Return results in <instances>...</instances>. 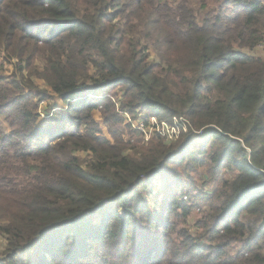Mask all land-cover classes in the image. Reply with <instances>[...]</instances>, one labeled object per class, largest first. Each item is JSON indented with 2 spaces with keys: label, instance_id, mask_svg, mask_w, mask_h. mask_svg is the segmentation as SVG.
<instances>
[{
  "label": "trees",
  "instance_id": "obj_1",
  "mask_svg": "<svg viewBox=\"0 0 264 264\" xmlns=\"http://www.w3.org/2000/svg\"><path fill=\"white\" fill-rule=\"evenodd\" d=\"M218 3L0 0V264H264V0Z\"/></svg>",
  "mask_w": 264,
  "mask_h": 264
},
{
  "label": "rangeland",
  "instance_id": "obj_2",
  "mask_svg": "<svg viewBox=\"0 0 264 264\" xmlns=\"http://www.w3.org/2000/svg\"><path fill=\"white\" fill-rule=\"evenodd\" d=\"M221 3H218V0H210V5H209V7L211 8V9H216V8H218V6L220 5ZM248 54H250V55H255V56H258V57H262V58H264V44H261V45H259L254 51H249L248 52ZM155 59V56L154 55H152V57H151V61L152 60H154ZM39 84L42 86V83L41 82H39ZM60 104V103H59ZM39 106H40V108H39V115H40V117H39V119H38V123L39 124H46V122H49L50 121V119H51V117H52V114L56 111L55 109H48L47 108V101H41L40 103H39ZM41 106L43 107V108H47V110H43V109H41ZM55 106V105H54ZM53 106V107H54ZM49 110V111H48ZM132 119L130 118V117H128V121H131ZM153 124H154V121L151 119L150 121H149V125L148 126H146L145 124H143V122H140V121H137L136 122V126H138V127H142V128H144V129H142L144 132H149V130H150V128L153 126ZM51 126H53V125H51ZM137 127V128H138ZM82 157L83 158H86L87 156L85 155V154H83L82 155ZM180 172H183V168L181 167L180 169H178ZM185 174V173H184ZM189 176V178L191 179V182L194 184V185H197L199 188H202V189H204V191H210L211 190V183H210V181H208V180H205L204 179V172L203 171H201V170H199L198 172H196V173H192V172H190L189 173V175H187L186 174V176L185 177H188ZM172 177H171V180L170 181H168L167 183L168 184H170V187L166 190V192L167 193H170V192H173L174 191V189L175 188H172V186L174 185V184H172L171 185V183H172ZM163 182L162 181V179L161 178H158L157 180H156V182H155V184L157 183V182ZM163 186V185H162ZM162 189V188H161ZM158 195L159 194H161V193H157ZM149 201H151V199L149 200ZM112 209H115V207H111ZM201 216H200V214H198V212H195V213H193V215L190 217V219H189V223L192 225L195 221H197L199 218H200ZM97 224H99V221L97 220V221H95ZM51 241H52V239H51ZM47 246L49 245L48 243L46 244ZM5 246H6V242L5 241H2L1 239H0V251H3V249L5 248ZM50 246V245H49Z\"/></svg>",
  "mask_w": 264,
  "mask_h": 264
},
{
  "label": "built area",
  "instance_id": "obj_3",
  "mask_svg": "<svg viewBox=\"0 0 264 264\" xmlns=\"http://www.w3.org/2000/svg\"><path fill=\"white\" fill-rule=\"evenodd\" d=\"M152 120L154 121V124L152 127H155L156 131L159 132L162 137H164L168 141L177 139V137L180 133V129H178L177 127H174V126L169 127V126H166L165 124H162V126H159L158 123L155 121V119H152ZM141 128L142 127H138L139 130L143 131L142 129H144V128H142V129ZM150 130H152V128ZM150 130H149V132H150ZM147 139H148V137H147Z\"/></svg>",
  "mask_w": 264,
  "mask_h": 264
}]
</instances>
